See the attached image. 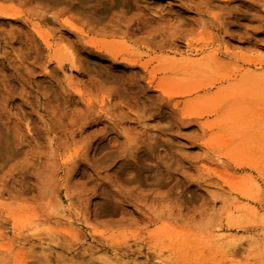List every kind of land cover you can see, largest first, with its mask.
Returning <instances> with one entry per match:
<instances>
[{
  "label": "rangeland",
  "instance_id": "obj_1",
  "mask_svg": "<svg viewBox=\"0 0 264 264\" xmlns=\"http://www.w3.org/2000/svg\"><path fill=\"white\" fill-rule=\"evenodd\" d=\"M47 262L264 264V0H0V264Z\"/></svg>",
  "mask_w": 264,
  "mask_h": 264
},
{
  "label": "bare ground",
  "instance_id": "obj_2",
  "mask_svg": "<svg viewBox=\"0 0 264 264\" xmlns=\"http://www.w3.org/2000/svg\"><path fill=\"white\" fill-rule=\"evenodd\" d=\"M66 43H67V42H66ZM68 44H69V43H68ZM69 45H70V44H69ZM71 45H73V44H71ZM70 47H71V46H70ZM70 47L68 48V50H69V52H70L71 55H74L75 52L72 51V49H71ZM75 47H76V46H75ZM76 48H77V47H76ZM76 48H74V50H75ZM76 58H79V57L76 56ZM76 58H75V59H76ZM78 62H79V61H78ZM46 261H48V260H46ZM46 261H44V262H46ZM42 263H43V262H42ZM44 264H45V263H44ZM47 264H48V262H47Z\"/></svg>",
  "mask_w": 264,
  "mask_h": 264
}]
</instances>
